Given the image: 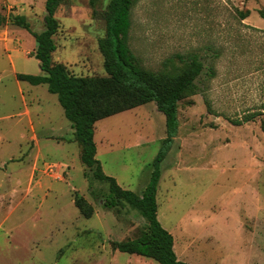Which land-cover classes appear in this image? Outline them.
Returning <instances> with one entry per match:
<instances>
[{
    "label": "rangeland",
    "instance_id": "374dc122",
    "mask_svg": "<svg viewBox=\"0 0 264 264\" xmlns=\"http://www.w3.org/2000/svg\"><path fill=\"white\" fill-rule=\"evenodd\" d=\"M110 1L60 0L54 63L75 76L107 77L99 40ZM45 5L0 0V13L24 15L40 33ZM36 47L27 30L0 28V264H159L117 250L147 232V220L124 202L104 206L109 185L82 163L57 95L17 79L42 74ZM130 47L152 71L182 67L193 55L203 62L197 93L179 102L157 191L158 219L178 259L264 264V0H136ZM94 130L103 172L141 195L165 146V116L148 103Z\"/></svg>",
    "mask_w": 264,
    "mask_h": 264
},
{
    "label": "trees",
    "instance_id": "16d2710c",
    "mask_svg": "<svg viewBox=\"0 0 264 264\" xmlns=\"http://www.w3.org/2000/svg\"><path fill=\"white\" fill-rule=\"evenodd\" d=\"M136 0H111L106 15V36L99 40L104 57L107 77L85 78L69 73L66 66L53 62L56 50L55 35L59 29L56 18L60 0H46L44 30L34 33L24 15L10 17L0 13V28L8 24L27 30L37 43L35 58L40 63L41 75L17 74L19 81L32 85H46L51 94L57 95L66 119L74 129L75 141L81 146L82 163L93 169L95 179L107 182L109 192L104 206L113 209L124 202L138 211L147 220L148 230L143 235L123 242L117 250L150 258L159 264H188L178 259L174 250V237L159 222L157 191L162 175V163L179 129L178 105L186 95L198 91L196 80L203 70V62L190 56L182 67L152 71L145 68L130 47L132 10ZM243 18L249 12H240ZM155 103L166 119L164 148L153 162L150 181L141 195L123 189L117 180L107 176L96 158L94 126L97 121L128 111L139 106ZM264 109V105H263ZM257 114L245 117L249 121ZM239 124V123H238ZM169 147V149H168ZM76 206L86 215L83 198L76 197Z\"/></svg>",
    "mask_w": 264,
    "mask_h": 264
},
{
    "label": "crops",
    "instance_id": "0c3cea01",
    "mask_svg": "<svg viewBox=\"0 0 264 264\" xmlns=\"http://www.w3.org/2000/svg\"><path fill=\"white\" fill-rule=\"evenodd\" d=\"M35 141L37 142V144L39 143V140L37 139V137H36V140Z\"/></svg>",
    "mask_w": 264,
    "mask_h": 264
}]
</instances>
